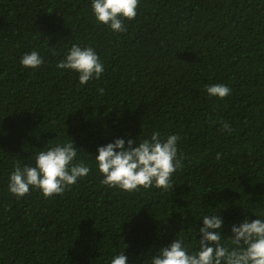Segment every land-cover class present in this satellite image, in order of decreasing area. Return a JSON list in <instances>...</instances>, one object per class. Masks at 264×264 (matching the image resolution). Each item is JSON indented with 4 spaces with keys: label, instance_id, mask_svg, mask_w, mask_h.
<instances>
[{
    "label": "trees",
    "instance_id": "obj_1",
    "mask_svg": "<svg viewBox=\"0 0 264 264\" xmlns=\"http://www.w3.org/2000/svg\"><path fill=\"white\" fill-rule=\"evenodd\" d=\"M91 4L0 0V264H111L120 252L150 264L176 239L198 251L205 215H220L232 247L233 225L264 219V0H140L120 34ZM73 44L96 50L99 80L57 68ZM32 51L35 70L20 63ZM215 84L231 94L209 96ZM153 131L180 138L174 190L102 185L99 147ZM72 140L86 178L53 199L9 192L17 163Z\"/></svg>",
    "mask_w": 264,
    "mask_h": 264
},
{
    "label": "clouds",
    "instance_id": "obj_2",
    "mask_svg": "<svg viewBox=\"0 0 264 264\" xmlns=\"http://www.w3.org/2000/svg\"><path fill=\"white\" fill-rule=\"evenodd\" d=\"M139 4L140 0H92L91 8L99 24L120 34L127 31L125 21L136 19ZM20 63L24 68L35 70L44 64V60L37 51H32L26 53ZM57 68L78 73L82 86L99 80L105 70L94 48L76 44L58 62ZM98 91L103 94L104 89ZM206 92L223 100L231 94V89L224 84H215L207 86ZM221 131L230 134L232 129L225 123ZM179 139L178 135L171 134L162 138L159 131H153L150 139L140 140L138 146H134L131 139H116L99 147L95 160L103 177L102 185L130 194L152 187L162 192L174 190L172 176L183 168L184 158L183 154L178 156ZM34 159V166L21 167L17 163L9 177V192L18 199L29 195L32 189L39 190L45 199H53L71 190L92 170L84 161H77L73 140L42 150ZM202 220L198 251L190 252L183 239H176L152 256L150 264H264V219H245L239 226L233 225V235L229 238L232 247L222 243L220 215H205ZM111 264H128L125 252L115 255Z\"/></svg>",
    "mask_w": 264,
    "mask_h": 264
}]
</instances>
